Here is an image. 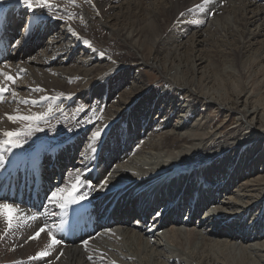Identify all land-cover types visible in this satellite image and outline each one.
<instances>
[{
	"label": "bare ground",
	"instance_id": "6f19581e",
	"mask_svg": "<svg viewBox=\"0 0 264 264\" xmlns=\"http://www.w3.org/2000/svg\"><path fill=\"white\" fill-rule=\"evenodd\" d=\"M55 2L60 7L51 18L36 10L42 21L38 26L17 0L0 3L7 6L14 31L24 28L35 37L20 61L4 63L0 70L12 75L26 70L11 86L17 100L60 93L71 97L55 102L63 111H55L42 125L45 131L25 146L36 142L50 148L74 138V144L48 159V165L61 160L62 168L72 160L70 175L60 186L77 170L97 187L111 173L108 186L91 191L90 198L104 210V217L115 206L111 215L118 223L104 228L87 246L80 240L71 247L57 246L46 260L30 259L49 240L46 234L38 241L28 237L43 223L56 226L60 215L59 208L48 202L44 218L6 235L7 226L0 219L4 236L0 264H16V259L25 264H264V203L259 202L264 189V135L251 128L253 120L264 118V0ZM69 25L79 38L68 31ZM256 41L258 49L253 47ZM206 46L217 52L208 55L206 48L199 53ZM205 63L204 76L197 80L196 72ZM147 72L157 75L160 87L146 88L140 74ZM36 87L45 91L30 92ZM182 94L193 96L191 109L180 103ZM5 100L0 104V130H14L17 125L5 113L27 109L12 102L10 93ZM81 106L83 111L78 110ZM198 106L212 107L215 113L225 108L238 124L212 132L213 118L204 123L199 117L191 127L185 121ZM33 110L43 111L45 106ZM104 125L92 153L90 137ZM104 137L108 139L101 153ZM222 148L227 151L225 160L214 158L210 166L189 176L176 174L177 163L184 160L190 165L202 152ZM239 177H244L242 184L236 182Z\"/></svg>",
	"mask_w": 264,
	"mask_h": 264
},
{
	"label": "snow or ice",
	"instance_id": "6c2138e0",
	"mask_svg": "<svg viewBox=\"0 0 264 264\" xmlns=\"http://www.w3.org/2000/svg\"><path fill=\"white\" fill-rule=\"evenodd\" d=\"M17 2L27 9L29 12L33 14V23L37 26L41 21V16L37 13V9L43 10L46 14H49L51 18V14L54 9L60 7L55 0H17ZM71 3H75V0H70ZM0 3H3V0H0ZM205 3H210V0H205ZM63 19V17H59ZM73 18L72 14H69L67 19L71 20ZM68 31L73 35L79 38L78 33L75 32L71 26H68ZM29 33L26 31L25 36ZM83 43L92 48V44L88 40H84ZM21 44V40L17 39L14 42V46H19ZM95 51V49H93ZM100 55H104L100 53ZM8 67V65H5ZM25 69H19L16 75H12L10 72H6L0 70V104L6 103L5 95L11 94L13 97L14 103L24 105L27 109L26 112H21L20 109H16L15 114L5 113L6 119L14 124L17 127L14 130H0V167H3L6 162V154H12L16 149H22L28 142L39 132L45 131V128L42 127L43 124L49 123V118L51 115L59 110L63 111L62 108H59V105L56 104V101H60L64 98L70 99V96L65 97L64 93H60L57 96H45L41 95L38 99L31 98H22L15 99L18 93L11 86L17 85V82L22 79L20 73L25 72ZM45 89L36 87L30 89V92L43 93ZM38 105L45 106V110L43 111H34ZM83 111V107L80 109ZM102 111V110H100ZM95 114V113H94ZM97 119H102V117H97ZM89 123H94V121H88ZM107 126L104 125L102 128H97L90 137L89 150L92 153L96 152V144L100 137L103 134V128ZM111 177V173L108 174L103 181L100 182L99 186H95L84 178L81 173L77 170L76 175L73 179L67 183L65 186H58L54 190L50 192L47 196L49 204L55 205L59 208L61 215V220L59 225L52 226L47 223H43L40 225L32 235L28 237L31 241H38L42 234H46L49 242L45 245V247L38 251L34 257H30V259L34 260H46L49 256H51L52 252L57 248V246L63 243L61 238L57 237V233L62 232L64 230V226L67 223V216L69 209H72L74 206L82 204L85 200L89 199L91 191H101L104 190L109 183V178ZM87 187L89 189L88 192L82 191L83 188ZM42 214L39 212H31L26 213L20 206L15 205L10 202H0V219L6 224V231L11 232L16 228L21 226H25L28 221H38ZM49 215H57V213H49ZM23 222V224H22ZM4 236L0 235V239H3ZM89 243L88 240H84L83 244L87 246ZM63 253H60L62 256ZM60 256H57L56 259H59ZM112 264H115L113 261Z\"/></svg>",
	"mask_w": 264,
	"mask_h": 264
},
{
	"label": "rangeland",
	"instance_id": "374dc122",
	"mask_svg": "<svg viewBox=\"0 0 264 264\" xmlns=\"http://www.w3.org/2000/svg\"><path fill=\"white\" fill-rule=\"evenodd\" d=\"M255 30V28H250V31H254ZM257 43V44H256ZM230 46V45H229ZM253 47H255L256 49H258V47H260V43H259V41H256L255 42V44H254V46ZM206 48H210L209 49V54L208 53H206V54H208V55H213V54H215L217 51H216V49L215 48H213V47H210V46H206V47H204V48H202V49H200V52L199 53H203L204 52V50L206 49ZM223 49V48H222ZM197 50V49H196ZM212 50V51H211ZM207 63H205V64H203V65H200L199 66V72L197 73L196 72V79L198 80V78H201L202 76H204L203 75V73H201L204 69H205V67L203 68V66L204 65H206ZM227 66L229 65V64H226ZM225 65V66H226ZM224 66V67H225ZM223 66H221V68H222ZM228 68H231V66L229 65L228 66ZM181 70L182 69H180L179 71H180V73H181ZM223 70V69H222ZM222 70H221V72H222ZM172 72V74H175L176 73V70H172L171 71ZM208 74V73H207ZM140 75H143L144 76V78H146V88L148 89V90H150V89H153L154 87H156V86H158V87H160L157 83L159 82V79H158V77H157V75H155L154 73H152V72H147V73H145V75L144 74H140ZM210 78V77H209ZM207 83V82H206ZM148 86V87H147ZM154 90V89H153ZM159 96V95H158ZM181 98V101H180V103H185L184 105L185 106H189V105H191V102H192V100H193V96H188V95H183L182 94V96L180 97ZM64 106V105H63ZM243 106V105H242ZM248 107H249V105H247ZM65 107V106H64ZM189 109H191V106H189L188 107ZM202 109V110H201ZM219 109H221L219 112H217V113H215V109L214 108H212V107H210V108H205V107H203V108H201L200 106H198L197 107V111H196V113L195 114H193L192 115V117H191V119L190 120H187V121H185V122H187L191 127L194 125V121H198V118L200 117L201 119L200 120H203L204 121V123H208L212 118V120H213V123L211 124V131L212 132H217L220 128H222V126H224V127H229V128H231V127H235L237 124H238V118H234V116L231 114V115H228L227 116V112L225 111V108H222V107H220ZM141 111H143L142 109H141ZM202 113V114H201ZM157 113H155V115H156ZM216 115V118H214L212 115ZM158 116L160 115V114H157ZM156 115V116H157ZM252 117V116H251ZM250 117V118H251ZM185 119H186V117H184ZM177 119H178V114L177 113H174L173 114V117H172V120H173V122H176L177 121ZM232 119V120H231ZM254 121V125L255 126H251V128L252 129H254L253 130V132L255 133V132H257V134H259V135H264V118L262 119L261 118V120H253ZM246 122V121H245ZM245 122H243V124H245ZM247 124V123H246ZM195 127V126H194ZM226 132H227V129H224L223 131H222V133H225L226 134ZM258 135V137H261V136H259ZM220 135H218V137H219ZM63 137L64 136H61V137H59V138H57V139H63ZM218 137L216 138V140L215 141H217L218 140ZM65 140H67V139H65ZM65 140H63V141H65ZM221 140V139H220ZM255 140H258V138H256ZM62 141V142H63ZM258 142V141H257ZM143 143V140L141 141V144ZM239 144H237L236 146H238ZM249 145V143H246V144H244L243 145V147H242V149L244 148H246L247 146ZM223 149L224 148H222L221 150L219 149L218 151H209V153H204V152H202L201 153V155H200V157H197L195 160H191V161H193L190 165H188L187 163L185 164V162H184V160L182 161V162H179V163H177L176 165H177V168H176V174H181V175H184V176H189V175H192L193 173H194V171H195V169L197 170V169H199V168H202V167H208V166H210V164L214 161V158L215 159H217V158H219L220 157V159L219 160H225L226 158H224V155L226 154V152L225 151H223ZM243 149V150H244ZM199 151H200V149H199ZM220 151H221V154H220ZM104 152V151H103ZM222 152H223V154H222ZM80 153V152H79ZM207 154V155H206ZM211 154V155H210ZM215 154V155H214ZM195 156V155H194ZM193 157V156H192ZM233 157V156H232ZM210 158V159H209ZM178 159H180V158H178ZM200 159V160H199ZM213 159V160H212ZM190 161V162H191ZM199 161V162H198ZM205 161V162H204ZM250 161V160H249ZM201 163V164H200ZM203 164V165H202ZM209 164V165H208ZM190 166V168H188ZM198 166V167H197ZM194 170H193V169ZM190 169V170H189ZM189 170V171H188ZM70 171V170H69ZM68 171V175H70L69 172ZM179 171V172H178ZM181 171V172H180ZM184 171V172H183ZM187 174V175H186ZM202 174V173H201ZM200 174V176H196V178H200L201 176H203V175H201ZM68 175H67V177H68ZM66 177V178H67ZM243 179H244V177H239V178H237V180H236V182L238 183H240V184H242L243 183ZM122 180H124V179H122ZM122 180H120V181H122ZM203 180L204 181H206V179L203 177ZM208 182V181H207ZM249 184H251V183H249ZM208 185H212L210 182H208ZM215 186V185H214ZM231 188H234V192L236 191H238V186L236 187V186H234V185H231ZM237 189V190H236ZM262 192H263V197L261 196V199L259 200V202H263L264 203V189L262 190ZM158 212H160L161 210H159V208H158V210H157ZM204 214V213H203ZM203 214H201L200 213V215L201 216H203ZM225 214H227V213H225ZM260 214V213H259ZM205 220H207L208 219V217L207 216H205V218H204ZM148 220V222H151L150 221V219L148 218L147 219ZM253 222H254V220L252 221V222H250V225L251 224H253ZM192 222H189V224H191ZM193 224V223H192ZM191 227H193V225H191ZM192 229H194V228H192ZM187 231H189V229L187 230ZM186 231V232H187ZM264 240V239H263ZM24 244V243H23ZM23 244H21L22 246L21 247H23L24 245ZM5 254V253H4ZM3 255V254H2Z\"/></svg>",
	"mask_w": 264,
	"mask_h": 264
}]
</instances>
